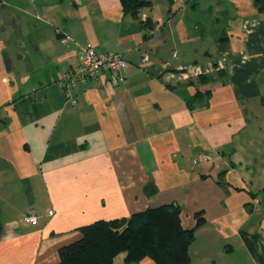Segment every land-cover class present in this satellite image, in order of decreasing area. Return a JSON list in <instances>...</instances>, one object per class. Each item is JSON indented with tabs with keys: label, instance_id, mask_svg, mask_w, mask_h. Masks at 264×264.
I'll list each match as a JSON object with an SVG mask.
<instances>
[{
	"label": "crops",
	"instance_id": "obj_1",
	"mask_svg": "<svg viewBox=\"0 0 264 264\" xmlns=\"http://www.w3.org/2000/svg\"><path fill=\"white\" fill-rule=\"evenodd\" d=\"M175 5L0 2V264H57L81 226L170 203L190 264H264V0ZM86 44L129 63L74 104L60 70Z\"/></svg>",
	"mask_w": 264,
	"mask_h": 264
},
{
	"label": "trees",
	"instance_id": "obj_2",
	"mask_svg": "<svg viewBox=\"0 0 264 264\" xmlns=\"http://www.w3.org/2000/svg\"><path fill=\"white\" fill-rule=\"evenodd\" d=\"M122 1L134 16L151 4V0ZM153 193L155 190H148L149 195ZM181 213L177 203H170L129 216L94 220L81 226L79 239L60 248L57 264H115L122 252L127 263L151 257L159 264H190L189 246L195 228L182 224ZM202 213L197 212L198 221L203 219Z\"/></svg>",
	"mask_w": 264,
	"mask_h": 264
},
{
	"label": "built area",
	"instance_id": "obj_3",
	"mask_svg": "<svg viewBox=\"0 0 264 264\" xmlns=\"http://www.w3.org/2000/svg\"><path fill=\"white\" fill-rule=\"evenodd\" d=\"M185 4L186 0H174ZM69 39L68 36L63 40ZM128 58L117 51L99 50L98 48L86 44L82 47L79 63L75 66L65 67L60 70V80L63 83V89L66 96L77 103L75 90L78 86L88 85L97 79L104 70L111 69L118 73H122L128 66ZM202 157L208 159L210 155L203 154ZM23 220L30 224L38 223V215L34 213H26Z\"/></svg>",
	"mask_w": 264,
	"mask_h": 264
},
{
	"label": "rangeland",
	"instance_id": "obj_4",
	"mask_svg": "<svg viewBox=\"0 0 264 264\" xmlns=\"http://www.w3.org/2000/svg\"><path fill=\"white\" fill-rule=\"evenodd\" d=\"M188 1H189V0H186L185 5L187 4ZM178 3H180V2H176V4H177V5H175L176 8H178L179 6L182 5L181 3H180L181 5L178 4ZM203 158H204V157H203ZM204 159H205V158H204ZM208 159H210V157H209ZM122 254L125 255V252L120 253L119 256H123Z\"/></svg>",
	"mask_w": 264,
	"mask_h": 264
}]
</instances>
